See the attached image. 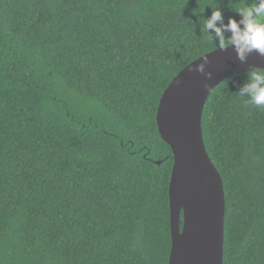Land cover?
<instances>
[{"label": "trees", "instance_id": "trees-1", "mask_svg": "<svg viewBox=\"0 0 264 264\" xmlns=\"http://www.w3.org/2000/svg\"><path fill=\"white\" fill-rule=\"evenodd\" d=\"M246 2L0 0V264H169L159 103L219 49L203 30L212 10L227 24ZM248 73L218 85L202 118L224 264H264V108L237 95Z\"/></svg>", "mask_w": 264, "mask_h": 264}, {"label": "water", "instance_id": "water-1", "mask_svg": "<svg viewBox=\"0 0 264 264\" xmlns=\"http://www.w3.org/2000/svg\"><path fill=\"white\" fill-rule=\"evenodd\" d=\"M204 57L209 60L206 71L212 73L211 80L190 70ZM254 69H264V56L253 52L241 62L234 47L217 49L186 66L163 93L157 125L174 159L169 189V264H224L225 190L206 149L202 118L207 100L218 85Z\"/></svg>", "mask_w": 264, "mask_h": 264}, {"label": "clouds", "instance_id": "clouds-1", "mask_svg": "<svg viewBox=\"0 0 264 264\" xmlns=\"http://www.w3.org/2000/svg\"><path fill=\"white\" fill-rule=\"evenodd\" d=\"M236 13L241 17L239 20L229 19L227 24L223 23V14L219 7L212 10L211 16L204 20L203 30L208 34L209 40L213 43L214 34L220 50L232 46L235 49L237 58L244 62L253 52L264 56V0H252L245 3ZM225 32H230L229 38L225 39ZM209 64L207 57L202 59L191 71L204 76L206 80L212 79V73L206 71ZM204 89L209 85L205 83ZM245 97V105L256 108H264V69H254L247 74V81L237 93Z\"/></svg>", "mask_w": 264, "mask_h": 264}]
</instances>
